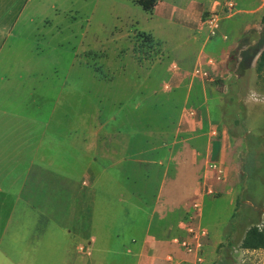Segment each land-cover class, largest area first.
I'll use <instances>...</instances> for the list:
<instances>
[{"label": "crops", "instance_id": "crops-1", "mask_svg": "<svg viewBox=\"0 0 264 264\" xmlns=\"http://www.w3.org/2000/svg\"><path fill=\"white\" fill-rule=\"evenodd\" d=\"M18 1L0 0V264H192L176 239L187 237L183 224L207 179L208 163L227 168L225 180L208 182L216 195L230 194L238 176L231 132L223 121L215 122L206 85L189 76L207 45L203 15L215 8L216 0H158L152 13L132 0L154 22L143 32L170 47L182 70L171 73L168 85L162 86V93L183 94L182 104L169 102L182 108L167 138L130 129L110 131L116 118L107 102L126 110L148 104L117 102L104 92L113 86L109 81L98 82L94 106L77 110V96L67 88L75 51L42 39L48 35L44 15L31 20L32 52L40 66L20 70L14 49L22 35L20 20L43 0H21L22 7L13 10ZM117 21L107 23L110 33L122 28L130 34L139 24L131 15H118ZM262 27L252 29L259 33ZM242 37L231 33L227 40L219 36L208 45L217 61L210 71L223 67L230 72L229 57ZM47 52L56 60L46 78L40 56ZM66 56L68 68L62 73L60 60ZM198 83L205 108L193 100ZM100 108L106 111L95 120ZM216 195L204 198V217Z\"/></svg>", "mask_w": 264, "mask_h": 264}, {"label": "rangeland", "instance_id": "rangeland-1", "mask_svg": "<svg viewBox=\"0 0 264 264\" xmlns=\"http://www.w3.org/2000/svg\"><path fill=\"white\" fill-rule=\"evenodd\" d=\"M226 1L228 0H216L215 8L204 13L202 25L207 45L199 52L198 59H195L189 71L190 79L196 82L197 79L191 76L194 68L202 63L212 75V81L197 82L206 85L209 110L212 111L215 122L221 120L228 126L232 135L231 152L238 162V176L235 183L231 184V193L217 194L210 207L206 208L204 225L210 228L214 238L210 236L205 242L204 264H264V249L246 250L241 246L252 226L264 228V68L257 70L256 58L253 66L247 68L241 76L225 71L223 67L210 71L217 61L208 45L215 38H209L205 19ZM233 1L238 12L233 15L221 12L224 21L221 22L220 35H226L228 39L231 33L238 36L256 26L264 25V0ZM22 3L19 0L12 9H19ZM257 7L259 12H251ZM34 8L25 15L28 18L20 20L22 24L18 28L22 35L14 49L19 55L20 70L24 72L34 68L36 64L40 66L32 52L35 26L31 20L37 19V14L44 15L47 19L42 21L46 28L43 30L48 35H43L42 39L60 43L67 50L75 51L76 60L72 67L74 71L68 77L67 88L73 92V96H77L74 101L82 104L77 105V110L94 106V102L98 100V86L102 84L98 82L109 81L113 86L111 89L103 88L106 90L104 92H108L109 96L114 95L117 102L136 99L148 104L142 109L132 107L126 110L119 108L120 105L117 106L118 109L115 108L111 100L107 102L108 109L115 112L116 118L115 127L110 131L123 132L130 129L132 132H145L149 135L161 133L166 138L174 133L182 107L178 109L175 103L171 105L169 102L181 101L182 104L183 94L161 91L162 86L168 85L166 82L171 73L180 74L182 70L177 61L172 60L170 47L143 32L142 28L154 23L146 12L134 5L132 0H43L40 8ZM96 8L97 14H94ZM118 15H131L139 24L130 34L122 28L110 33L107 23H118ZM146 17L148 22L145 21ZM225 21L227 34L222 33ZM98 22L100 26L97 27ZM143 34L150 37L147 42ZM257 38L256 35L252 36L253 40ZM40 57L44 62L45 67L42 69L47 78L53 71L56 58L50 56L49 52ZM209 58L214 59L212 63H208ZM67 65L66 56V59L63 57L60 60L62 73L68 68ZM200 83L196 84L195 89L201 88ZM255 93L260 97L258 100L253 98ZM193 95L194 103L205 108L203 104L206 98L201 96V90L197 92L196 89ZM231 96L236 98L237 104L244 110L242 129L233 125L235 116L228 112L230 109H225L224 115L223 108ZM82 102L86 104L83 105ZM124 104L126 105L125 101ZM104 111L106 110L103 108L96 111L99 114L94 113L95 120L98 115L101 118Z\"/></svg>", "mask_w": 264, "mask_h": 264}, {"label": "built area", "instance_id": "built-area-1", "mask_svg": "<svg viewBox=\"0 0 264 264\" xmlns=\"http://www.w3.org/2000/svg\"><path fill=\"white\" fill-rule=\"evenodd\" d=\"M221 12H228L233 15L238 12L236 4L233 0L226 1L223 6L208 14L205 19V25L208 28L209 38H217L222 36L227 39L226 35H220L219 30L223 17ZM213 58L208 59V63L213 62ZM193 79L201 81H212V75L207 67L199 63L193 70L191 76ZM253 98L258 100L260 97L255 93ZM264 100V97H262ZM190 116L194 114L192 110L187 111ZM207 179L204 180L202 188L197 193V198L192 204L193 213L189 221L184 222L183 229L187 233L185 239H176V242L184 249L185 253L192 258V264H204L205 258L203 249L205 241L209 237V229L202 224L204 217V198L216 195V191L212 185H208L209 180L223 181L227 177V168L218 162H209L206 168ZM210 183V182H209Z\"/></svg>", "mask_w": 264, "mask_h": 264}, {"label": "trees", "instance_id": "trees-1", "mask_svg": "<svg viewBox=\"0 0 264 264\" xmlns=\"http://www.w3.org/2000/svg\"><path fill=\"white\" fill-rule=\"evenodd\" d=\"M144 11L152 13L158 0H134ZM258 34L256 40L252 39V36ZM144 39L150 38L143 34ZM257 58V70L261 71L264 68V25L262 30L258 33L257 30L251 29L246 31L241 38L238 47L231 53L228 60V69L231 73L241 76L244 74L247 68L251 67L252 63ZM235 97L231 96L230 100L225 104L223 112L225 115V109H230L232 115L235 116L233 125L241 127L243 118V108L237 104ZM227 113V112H226ZM224 120V118H223ZM244 132V130L242 131ZM239 135V134H237ZM241 246L246 250H262L264 249V228L259 225L252 226L246 233Z\"/></svg>", "mask_w": 264, "mask_h": 264}]
</instances>
